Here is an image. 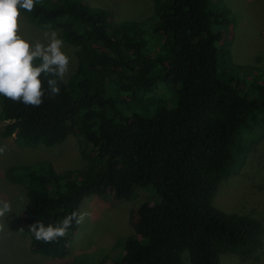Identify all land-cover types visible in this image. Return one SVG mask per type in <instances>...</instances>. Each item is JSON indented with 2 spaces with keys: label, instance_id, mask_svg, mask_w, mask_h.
Listing matches in <instances>:
<instances>
[{
  "label": "trees",
  "instance_id": "trees-1",
  "mask_svg": "<svg viewBox=\"0 0 264 264\" xmlns=\"http://www.w3.org/2000/svg\"><path fill=\"white\" fill-rule=\"evenodd\" d=\"M152 2L150 50L143 22L114 23L82 0H15L30 24L76 48L77 64L66 81L43 56L0 67L1 137L34 148L73 135L87 161L83 171L40 161L5 172L25 188L21 229L33 253L67 254L85 197L111 190L114 201H131L147 187L157 201L138 206L115 264H220L223 253L244 260L261 247L258 221L211 201L264 139V68L236 65L218 46L209 0ZM159 84L174 105L151 114L161 101L147 96Z\"/></svg>",
  "mask_w": 264,
  "mask_h": 264
},
{
  "label": "rangeland",
  "instance_id": "rangeland-1",
  "mask_svg": "<svg viewBox=\"0 0 264 264\" xmlns=\"http://www.w3.org/2000/svg\"><path fill=\"white\" fill-rule=\"evenodd\" d=\"M83 4L110 13L114 23L143 22L148 49L154 45L152 29L157 23L152 0H82ZM211 11L220 16L222 32L219 47H226L232 63L249 66L254 71L264 68V0H209ZM228 22L225 24L224 21ZM223 21V23H222ZM153 52V51H152ZM30 55L43 56L55 65L65 81L77 64L76 48L52 30L28 22L15 7V0H0V67L22 62ZM220 59V54L218 55ZM253 71V72H254ZM147 98L161 102L166 111L174 105L172 90L159 86ZM4 122L0 120V264H115L121 261L126 238L134 236L137 208L142 202L152 204L153 189H138L131 201L116 202L112 191L100 198L85 197L80 206L78 224L71 236L67 254L47 258L33 253L30 240L21 229L27 199L23 185L5 177L10 167L35 165L48 161L56 172L83 171L76 136L51 147L37 145L19 148L14 136L1 137ZM93 159V154L90 155ZM152 192V194H151ZM155 197V196H154ZM212 206L224 213L247 215L261 226L262 244L250 258L241 260L230 254L220 255V264H264V139L248 154L236 175L223 180L212 198ZM186 253L184 257H186Z\"/></svg>",
  "mask_w": 264,
  "mask_h": 264
}]
</instances>
